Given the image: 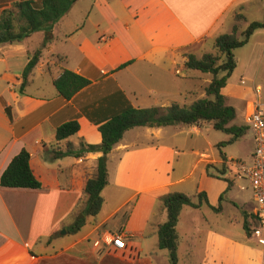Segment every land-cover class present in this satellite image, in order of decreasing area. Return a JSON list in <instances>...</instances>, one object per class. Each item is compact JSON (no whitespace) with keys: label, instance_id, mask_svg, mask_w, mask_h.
<instances>
[{"label":"crops","instance_id":"1","mask_svg":"<svg viewBox=\"0 0 264 264\" xmlns=\"http://www.w3.org/2000/svg\"><path fill=\"white\" fill-rule=\"evenodd\" d=\"M14 1L0 0V12ZM236 12L250 23H264V0H76L53 24L45 46L44 31L22 41L0 43V175L25 148L42 185L37 191L0 188V264H170L168 251L157 247L155 229L166 220L159 197L174 191L192 194L187 190L195 171L198 181L189 196L197 202L196 195L203 191L208 204H220L221 210L205 203L182 207L176 223L178 264H262L260 247L242 227L243 212L255 209L233 198L230 202L240 211L237 217L210 220L201 213L204 206L222 213L233 179L242 178L227 164L233 157L210 158L187 143L183 128L188 125L137 126L125 131L106 155L108 183L97 217H87L76 233L66 230L81 214L76 206L102 155L82 152L80 147L82 142L101 141L90 118L105 120L125 100L138 108H164L173 102L189 105L203 97L204 91L199 94L189 84L201 80L200 71L185 70L183 54H196L219 34L229 33ZM244 46H248L246 64L258 68L264 27L254 30L240 47ZM238 48L233 52L235 69L241 62ZM33 52L39 53L38 63L30 84L19 93L22 71ZM58 54L65 60L56 58ZM62 68L90 80L70 100L61 97L53 84ZM73 119L79 130L68 141L79 155L51 158V148L64 149L66 142L56 141V128ZM203 125L189 127L199 134ZM187 153L194 156L187 158ZM187 160L188 169L173 175ZM208 164H225L226 171L209 178ZM238 199L241 206L236 204ZM109 233L122 235L125 248L104 240L94 244Z\"/></svg>","mask_w":264,"mask_h":264},{"label":"trees","instance_id":"2","mask_svg":"<svg viewBox=\"0 0 264 264\" xmlns=\"http://www.w3.org/2000/svg\"><path fill=\"white\" fill-rule=\"evenodd\" d=\"M76 0H17L12 2L9 7L3 8L0 12V43L22 41L36 31H44L42 45L45 46L51 39V30L65 13L68 12ZM1 7V6H0ZM234 20L241 22L244 16L241 12H236ZM264 27V23L253 21L241 33V38L237 36L236 28L233 26L229 33H222L216 36L212 46L219 53V57L210 52H203L201 56L194 53H184L185 70H197L202 73L212 75L211 81L204 88V96L194 100L191 104H179L173 102L171 105L160 108H138L132 106L125 100L124 106H121L108 118L97 121L96 123L101 134L99 144H87L82 142L80 145L83 151H100L94 173L89 176L84 184L82 196L78 202L77 213L82 217L74 221L66 228L68 233H76L85 223L86 218L95 219L101 209L104 198L102 190L108 183L107 157L113 146L122 138L125 131L137 127H159V126H189L211 124L215 130L230 134L228 142H232L243 134V126L233 124L236 117V110L233 106L227 104L226 98L222 93L226 85V75H220V72L231 73L236 67V58L233 53L235 48L243 46L254 30ZM59 60H65L63 55H56ZM39 53L33 52L24 67L21 74V83L18 88L19 93H23L30 84V75L38 63ZM126 64L120 66L124 67ZM47 69L49 66L46 67ZM53 84L58 94L66 100H70L79 91L90 85V80L67 68H62L60 73L54 78ZM6 113L11 117L9 107H6ZM79 130V123L76 119L67 121L59 125L55 130V139L57 142L66 140L64 149L53 146L50 150V157L53 159L74 155L79 153L73 151L72 142L68 139ZM225 160V156L221 155ZM30 154L22 148L12 157L6 168L0 175V188L2 190L19 191H37L42 189V185L34 175L30 167ZM213 169L217 174H212L209 169ZM208 175L219 176L225 173V164L220 167L208 164L206 166ZM230 184L229 178H225ZM198 201L193 200V196L181 192H167L159 197L162 207L166 212V220L159 224L155 233L157 234L159 249L168 251L170 264H178L177 246L178 236L176 233V223L183 206L198 208L205 203L215 211L221 210V205L210 206L205 192L201 191L197 195ZM77 215V214H76ZM259 220L253 212H243L242 227L249 237L252 227L257 226Z\"/></svg>","mask_w":264,"mask_h":264},{"label":"rangeland","instance_id":"3","mask_svg":"<svg viewBox=\"0 0 264 264\" xmlns=\"http://www.w3.org/2000/svg\"><path fill=\"white\" fill-rule=\"evenodd\" d=\"M261 15H263V13H261ZM249 23L250 20L248 21L241 20V22L240 21L237 22L233 18V26L235 25L237 26L236 34L239 38H241L242 35L241 33L243 32V30L247 28ZM232 28H229L228 32H231ZM247 50H248V46H244L238 48V50L236 51L237 56H239L241 60L240 65L236 69H234L229 74L220 72V75H226V85L222 93L226 98L227 104L235 108L236 110L235 123L236 125L244 127L243 134L239 136L237 139H234L232 142H228L231 135L219 130H215L212 127V125L200 126L199 134H196L192 127L187 126L183 128L184 132H186L187 134L186 142L190 143V145H193L194 149L200 148L204 150L209 154L210 158L221 159L222 158L221 155L223 154L226 155L227 157H233L236 160L241 159L242 161H246V162H249L251 160V153L254 148V142H253L251 130L243 122V113L245 112L247 107L252 103L256 101L264 102V52H263V60L260 66L258 68L257 67L252 68V65L250 66L246 64L248 63ZM201 51H208L210 53L215 54L218 57L221 56L219 55V53L215 51L212 44L206 45L204 48H202ZM201 51L197 50L195 53L196 54L198 53L197 55L200 56ZM221 60L222 58L219 59L218 63L221 62ZM179 63L182 62L179 61ZM242 68H247L246 72L243 73V71L241 70ZM199 74L201 76V80L199 81L193 80L189 84H191L193 86V89H195L199 94H201L204 91V88L208 85L209 81H211L212 75L209 73L206 74L201 72H199ZM178 149L181 150V148ZM192 156H194V153H187V158H190ZM188 167H189L188 160L187 163L182 162V164L177 168L176 172H174L173 175H176L178 173L180 174L184 168L188 169ZM232 171L235 173L234 169H232ZM209 172H213L217 174L213 169L209 170ZM197 174H198L197 171H195V173L191 176V178H193L194 181H192L191 183L190 190H187L189 191V193L192 194L194 193V185H196V181H198L196 178ZM209 178H212L211 175H209ZM188 180L190 179H187V181ZM192 194H187V195H192ZM225 197L226 200L222 204L223 205L222 213H214L213 211H210L209 208H207L206 206L203 207L201 213L205 214V216L210 220L221 219V218L227 219L228 217H237L240 211L237 210V206L235 204L233 205L230 202L233 198L242 199L245 202L247 209L250 210L255 209L252 190L248 186V180L245 178L233 179V184L230 187V190L227 192V195ZM239 199L238 201L236 200L237 201L236 204L241 206L242 203ZM197 216H199V214H197ZM254 248L257 250V248L259 247L255 246ZM257 251H260V249Z\"/></svg>","mask_w":264,"mask_h":264},{"label":"built area","instance_id":"4","mask_svg":"<svg viewBox=\"0 0 264 264\" xmlns=\"http://www.w3.org/2000/svg\"><path fill=\"white\" fill-rule=\"evenodd\" d=\"M245 124L252 133L254 148L249 162L229 160L227 164L234 169L235 176L248 180L255 202V214L259 220L257 226L252 227L251 238L261 251V262L264 264V102L256 101L251 104L243 116ZM104 240L117 248H125L123 237L120 234H108L94 241L99 245Z\"/></svg>","mask_w":264,"mask_h":264},{"label":"water","instance_id":"5","mask_svg":"<svg viewBox=\"0 0 264 264\" xmlns=\"http://www.w3.org/2000/svg\"><path fill=\"white\" fill-rule=\"evenodd\" d=\"M82 216V214H80L79 216H78V218H80ZM63 232H64V230H63Z\"/></svg>","mask_w":264,"mask_h":264}]
</instances>
